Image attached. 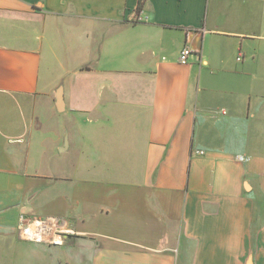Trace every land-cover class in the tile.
I'll return each instance as SVG.
<instances>
[{"label": "crops", "instance_id": "crops-1", "mask_svg": "<svg viewBox=\"0 0 264 264\" xmlns=\"http://www.w3.org/2000/svg\"><path fill=\"white\" fill-rule=\"evenodd\" d=\"M0 264H264V0H0Z\"/></svg>", "mask_w": 264, "mask_h": 264}, {"label": "built area", "instance_id": "built-area-1", "mask_svg": "<svg viewBox=\"0 0 264 264\" xmlns=\"http://www.w3.org/2000/svg\"><path fill=\"white\" fill-rule=\"evenodd\" d=\"M191 54V47L185 46L179 55L180 63L188 64ZM240 59L241 57H238V60ZM197 152L204 153L203 151ZM19 231L28 240L36 242L47 241L53 244H62L65 237L73 233L72 227L66 221L56 217L26 218L22 216Z\"/></svg>", "mask_w": 264, "mask_h": 264}, {"label": "rangeland", "instance_id": "rangeland-1", "mask_svg": "<svg viewBox=\"0 0 264 264\" xmlns=\"http://www.w3.org/2000/svg\"><path fill=\"white\" fill-rule=\"evenodd\" d=\"M47 147H48V152H47V157H46V161H47L46 168H47V171L49 170L50 172L55 169L56 161L57 160L60 161L61 156H57V153H56L57 150H55V147L49 148V143L47 144ZM64 157H67V156H64Z\"/></svg>", "mask_w": 264, "mask_h": 264}, {"label": "water", "instance_id": "water-1", "mask_svg": "<svg viewBox=\"0 0 264 264\" xmlns=\"http://www.w3.org/2000/svg\"><path fill=\"white\" fill-rule=\"evenodd\" d=\"M58 98H59V101H60V94H59V97Z\"/></svg>", "mask_w": 264, "mask_h": 264}]
</instances>
